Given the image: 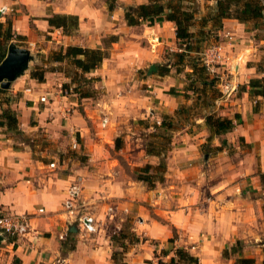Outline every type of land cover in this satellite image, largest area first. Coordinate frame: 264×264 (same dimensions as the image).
<instances>
[{"label": "crops", "instance_id": "crops-1", "mask_svg": "<svg viewBox=\"0 0 264 264\" xmlns=\"http://www.w3.org/2000/svg\"><path fill=\"white\" fill-rule=\"evenodd\" d=\"M128 1L126 4L137 5L146 0ZM60 4L46 0H0V6L7 5L11 11L25 10L22 14L12 17L11 26L18 34L32 33L28 22L30 18H33L32 21L38 33H49L53 35V38L58 34V37L62 38L61 42L58 39L56 43L59 41L65 46L72 44L103 49L105 48L102 42L104 37H116L107 47L108 57L102 60L99 67L84 73L87 78L92 76L100 78L98 82L108 98L106 105L107 112L110 113V121L117 124L115 132L109 134L110 140L115 133L124 131L121 122L145 119L152 124L154 123L152 119L156 114H170L177 108L183 97L167 93L165 90L177 85L179 87L178 73L171 69L165 74L158 72L153 75L137 74L150 66L149 63L146 64L145 59H150L152 56L148 44L152 33L156 35L157 52L167 45L173 48L172 45L176 41L173 22L163 21L152 26L146 23L128 26L124 20V13L120 9H109L105 5L102 8L92 7L90 0H85L82 4H77V2L68 4L69 8L62 7ZM53 13L77 15V34L75 36L64 35L60 32L61 29L57 30L49 26L45 18ZM109 13L112 14L111 17ZM245 24L246 22H239L234 18L222 20L219 33L223 37L235 36L232 37L234 42L228 59L231 56L234 57L237 50L256 48L253 42L254 37L251 36L252 33L249 30L245 29ZM239 54L236 56L238 57ZM251 55L257 57V54ZM251 55L247 60L245 58L243 60L242 56L235 58L236 61L238 59L243 61L234 64L236 70L234 76L231 71H228L229 80L220 84L223 95L215 100L216 108L221 114L232 117L238 113L240 121L232 131L225 133L226 136L223 138L224 143L227 141L235 148L233 154L237 155V159H225V149L218 153L221 159L224 157L225 162L219 165L217 174L219 177L213 183H207L210 189L208 195L197 200L181 193L175 196V189H170L178 187L175 183L168 184L172 182L170 177L173 173H184V165H181V161L195 157L197 153L196 151L193 154L190 153L193 146L191 143L185 144L187 141H183L182 134L179 135V140H182L183 144L175 148L178 155L176 160L174 161L171 157L166 160L167 170H172L173 173H168L165 182H161L168 184L167 186L163 187L159 184L163 194L161 192L157 195L156 189H147L142 181L126 174L123 175L119 166H115L109 175L102 177L100 182L102 194L93 193L94 199L111 196L123 197L130 201L155 202L157 197L165 199L163 208L159 210L171 216L172 223L186 236L188 239L186 243L190 246L191 252L198 256L200 264H236L233 257L251 258L249 251L252 243L260 239L264 233L263 198L258 195V191L262 189L259 173H264V97L253 96L249 91V80L258 76ZM155 65L157 67V64ZM263 75L264 70L261 71V77ZM67 79L63 77V81L66 82ZM46 82L43 81L41 84H46ZM143 85L149 89H143ZM226 85H229V88L224 92ZM178 91L181 92V90ZM115 94H119L117 98L114 97ZM72 95L76 96V94H70L69 97L61 96L66 100L60 107L62 110L60 114L58 112L53 114L52 109H56V106H51V108L39 106L38 98L29 105H22L19 102L17 110L23 138L28 137L29 133L36 131L39 127L48 131L49 126L65 114V109H71L73 113L63 117L66 122L65 127L71 124L79 126L76 128V132L80 134V138H77V150H81L83 142V147H91L86 144L87 139L83 141L81 138L86 136L85 130L87 129L85 117L75 108L82 104L79 101L81 98H72ZM253 97L259 103L257 111L253 110ZM82 100L88 99L82 98ZM83 104H87L84 111L86 116L87 114L89 116L93 110L88 103L83 102ZM47 109H50L55 116L51 122L46 119L49 114ZM31 117L34 121L32 125L29 124ZM126 136L130 138L129 133ZM241 138L247 147L245 149H243L244 146H240ZM50 139L54 140V138ZM25 140H15V137L10 135L4 126H0V202L7 210L28 213L30 222V231L26 235L10 236L0 241V264H110L113 245L108 234L104 235L101 231L94 234H83L67 230L70 221L62 207L65 191L75 175L82 173L85 167L76 169L70 164L69 169L67 166L58 171L55 170L56 168H50L48 163L40 159L37 151L33 150ZM130 149L127 150V155L130 157L144 153L145 161L149 159V163L157 159L154 155H147L142 148L136 153ZM137 163L141 164V162ZM252 190L257 191L253 193V196L251 195ZM194 195H196L195 192ZM173 196L176 198H173L174 200H179L174 205V209L171 208ZM39 208H43V211L39 212ZM92 215L97 217L94 213ZM142 224L148 226L145 233L157 244L150 246V250L134 254L132 264H145V260L151 259L156 247L158 250L163 249L164 238L167 240L170 238V231L154 219H149L147 223L144 221ZM237 241L242 246L240 252L243 254L236 253L237 256L231 258L223 257L222 251L233 246ZM127 258L124 257V260L131 264Z\"/></svg>", "mask_w": 264, "mask_h": 264}, {"label": "rangeland", "instance_id": "rangeland-1", "mask_svg": "<svg viewBox=\"0 0 264 264\" xmlns=\"http://www.w3.org/2000/svg\"><path fill=\"white\" fill-rule=\"evenodd\" d=\"M46 1L50 3H52V1H55L56 4L61 3L60 5H62V7L69 8L68 4L75 2H77V4H82V2H84L85 0ZM90 1L92 7L102 8L103 5H105L106 7L112 6V8H114L115 10H122L123 13L126 6L136 5L134 3L126 4V1L128 0ZM133 1L134 0H130L128 2ZM60 5L57 6L59 7ZM214 8V0H198L195 4L196 23L192 26L191 29L197 33L201 28V20L210 19L215 13ZM24 11L25 10L22 9L19 12H14L11 11L10 8L8 14H1L0 23L5 25L6 20H10L12 24L13 15L22 14V12ZM111 16L112 14L109 13V17ZM32 19L33 18H30L28 22V27L29 29H31L32 33H29L28 35L18 34L16 33V31H13V28L11 26L13 38L7 42V48L10 44H15L17 46L21 45L20 47L28 48L31 55L28 66L24 70V72L10 83V87L6 89L5 92L0 93V98L4 100L3 107L10 106V108L14 110L17 119L19 118V113L17 110V104L19 102H21L22 105H29L34 101H37V98L39 96L46 95L47 102H37L39 106H41L42 108L46 106L50 108L51 106H56V109H52L53 114H56L57 112L60 114L62 112L60 107L63 106V102L64 100H66L61 96L76 94V96L72 95L71 97L80 98L79 94L73 89L75 84L71 83V77H73L76 68L71 64L69 59H65L63 61L53 60V52L59 50H62V52H64L67 47L64 44L60 43L62 37H58L57 34L56 37L53 38V35L49 33H38L35 30V23L32 21ZM214 23L215 22L211 19L206 22L207 26L204 28V31H202V33H204V36L203 34L201 35V38H206L204 41H201L197 44L195 42V38L191 40L192 51L188 53L187 51L185 52V56L183 57L182 62H180L177 56H175V53L180 52L177 47L176 41L173 43L172 49L169 45H167L163 47L159 52H157L158 44L156 43V35H154L153 33L150 35L148 44L150 46L152 56L150 59H145L146 64L155 63L161 66V68L163 69L165 68L168 71L172 69L175 73H178L180 85L179 87L177 85L171 88L174 90L175 95H181L183 97L181 103H178L177 108H175L172 113L156 114L152 119L154 122L152 124H156L158 121L160 123L162 117L165 115L175 116V130H171L168 132L158 130V132L162 135V139H156L154 138V136H152V133L156 131L151 126L152 124L148 123L149 120L137 119L125 123L121 122V124H123L124 131L115 133V136L112 138V140H110L109 134L110 132H115L117 124H114L110 121V113L107 112L108 107L106 105L108 104V98L103 87L98 82L100 78L96 76L87 78L84 74L82 75V78H79L77 76L76 85H78V88L82 93L89 94L90 96L82 97L87 98L88 100H82L81 98L79 101L82 102V104L78 105L75 108L78 109L79 113H81L82 116H84L86 119V136L81 138H83V141L87 139L86 144L91 145V147H83L84 142L83 144L81 143V150H77V148L73 149L71 147L73 140L78 142L77 138H80L79 132H76V128H79L78 125L71 124L65 127L66 122L64 117H66V115L69 116L73 113L71 109H65V114H62L64 117L61 115V119H59L55 123L52 122L53 124L49 126L48 131L43 127H39L36 131L29 133L28 137L24 136L23 138V135L19 133L17 134L15 133V131L7 130V132L10 135H13V137H15V140L17 141L25 140L26 138L25 141L28 142L33 150L37 151L40 159H44V161L48 164L50 161L55 162L56 167L54 168H56L55 170L57 171L62 170L61 168L66 166L69 169L70 164L76 169L82 166L85 167V170L82 173L75 175L81 177L82 183V189L77 200L79 214L89 213L90 215H92V213H94L97 216L96 218L94 217L97 221V229L94 233L101 231L104 235L108 234L111 244L113 245V250H120V244L122 243L126 250V254H124V257H128V262L131 264L134 261L133 259L135 258L134 254L143 253L145 252V250H150V246L152 247L153 245L157 244V242L152 237L145 233V230H147L148 226L146 224H142L144 221L146 223L149 222V219H154L160 224H163L170 231V238L173 235L175 236L174 244L176 246H184L189 250L190 246L186 243L188 240L186 236L181 231H178L177 227H175V225L172 223L171 216L159 210V208H163V203L166 202L165 199L157 197V201L155 202L130 201L123 197L115 198L113 196L109 198L98 197L99 199H94L95 197L93 193L99 192L102 194L103 192L101 190L100 184L102 177L109 175V173L115 166H119L121 168L123 175L126 174L132 178H135L137 175L135 168L149 163V159L145 161V156H143L144 153L140 154L139 156L136 154L135 157H130L127 155V150L133 148L130 150L136 153L139 149L142 148L146 152V148L149 147L151 143L160 142L164 145L163 151L165 153V162L169 157L173 158V160L175 161L176 157L178 156L175 148L181 147L183 144L182 140H179V135L182 134L184 136L183 141H187L185 142V144L191 143L193 146L190 153L193 154V152L196 151V156L181 161V165H184L183 174H179L178 172L173 173L172 170H167L166 165L163 183L165 182L168 173H173V175L170 177V180L172 182L168 184L175 183V185H178V187L170 188L171 190L172 188L175 189V196H179L181 193L183 195L196 198L197 200H200V198H204V196L208 195V192H210V189H208L207 187V183H213L219 177V175H217L218 169L220 167L219 165L221 163L223 164L226 158H231L232 160L237 159V155L233 154L235 148L232 145L228 144L227 141L226 143H224L223 141V138H225L226 134L218 136L211 134L210 130L205 125V116L208 113H215L220 116H225L221 114L218 108H216L217 104L215 102V96L221 97L223 95L220 90V84L229 80L228 71L232 72V76L236 74L234 66L236 62H242L244 58L247 60L249 55L257 54V57L251 55V57L254 59L252 63L253 65H256L255 68L258 71V76H255L254 78L261 77V71L264 70V18L249 21L245 24V29L249 30L252 33L251 36L254 37L253 42L255 43L254 45L256 48L237 50V52L234 54L235 56H231V58L229 59L228 55L231 53V47H233L232 44L234 42L233 38L235 36L228 35L223 37V35L219 33V29L214 28ZM57 30H60V28H57ZM60 32L64 34L62 30H60ZM76 34L77 33L75 30L71 34L64 35L75 36ZM58 39L60 40V42L57 41L56 43V40ZM49 40L51 42H49ZM102 42L105 48H107L108 46H110L109 44H111L109 36L104 37ZM213 44H218L221 47L220 49L222 50V53H224L227 57L226 61L224 63L217 64L214 67V71H209L206 67V70H204L201 66L203 64L201 61L203 51L206 47ZM238 53L240 54L237 57L236 54ZM241 56L243 60H235V58H239ZM193 64H195L194 67L192 66ZM148 68L149 67L147 66L145 69L137 72V74H149L147 73ZM40 72H43L44 83L48 79V82H46V84H41L43 82H39L35 77H33V74ZM155 72L157 71H153L149 75H153ZM63 77H67L68 81H63ZM28 88H30V91H26V89ZM142 88L149 89L148 87H146V85H143ZM171 88H167L165 91L168 93ZM178 90H181V92ZM202 90H204V92H202ZM219 94L221 95L219 96ZM118 95L119 94H115L114 97L117 98ZM252 101L253 110L255 108L259 109L258 101H256L254 97ZM83 102L88 103V106L91 107V110H93L91 111V114L89 116L88 114L86 116V112L84 111V108L87 104H83ZM115 109L117 110L116 107ZM47 111L49 112V114L46 119L48 122H51L52 119L55 118V116L51 113L50 109H47ZM104 116H107L109 118V124L106 127H102L99 124L101 118ZM139 120H142L143 123H139ZM33 123L34 121L31 117L29 124L32 125ZM18 126L20 129L21 127L19 125V119ZM127 133L130 134V138L126 136ZM50 138H54V140H51ZM116 138H119V147L116 146ZM240 141V146H244L243 149L247 148L242 138ZM20 146L22 147L23 145ZM223 149H225L226 151V156L228 155V157L225 156V159L224 157L221 159V157L218 156V153ZM83 150L85 151L83 152ZM41 155H43V157H40ZM156 157L157 159H153L154 163L152 162L149 164L156 166L160 161V158L158 156ZM135 162L136 164H134ZM137 162H141V164ZM163 183L156 182L153 188H149L146 183L144 184L146 185L147 189H156L157 195H160L161 192L163 194V191H161V187H159V184H162L163 187L168 185L166 183ZM261 183L262 189L258 191V195L263 198L262 201L264 208V183ZM194 192L196 193V195H194ZM254 192L257 191L252 190V196ZM173 198H176L174 196L172 197L171 208L174 209V205L178 203L179 200L177 201ZM197 203H200V201H197ZM70 225L75 226L76 232L78 231L83 234H87L77 225V223H70ZM119 232H125L127 235L126 239H121L118 242H113L111 240V236L113 234H118ZM135 237H138L141 242L138 241L137 243L135 241ZM164 239L165 240L163 242L162 248L170 247L171 244L168 243L167 238ZM239 247H242L241 244ZM263 247L264 233L262 234L260 239H256V241L252 243V247L249 251V255L254 259V263L256 264H264V253L262 251ZM225 249H228V251L224 253L225 256H223L224 250L222 251L223 257L231 258L233 256H237L236 253L233 254V252L229 250L230 247ZM160 251L161 250H158L157 247L156 250L153 251L150 259L151 264H156L154 252L160 253ZM240 254L242 255L243 252H240ZM237 257H233L234 261ZM144 263L149 264L146 262ZM110 264H113V261H111Z\"/></svg>", "mask_w": 264, "mask_h": 264}, {"label": "trees", "instance_id": "trees-1", "mask_svg": "<svg viewBox=\"0 0 264 264\" xmlns=\"http://www.w3.org/2000/svg\"><path fill=\"white\" fill-rule=\"evenodd\" d=\"M198 0H146L143 3L135 6L129 5L124 8V20L128 26H138L141 23H146L148 26H152L155 23H161L163 21H171L174 23L175 37L177 47L180 50L179 53H175V56L182 62L185 52L192 51L191 40L195 38V42L198 44L204 41L206 38H201L202 31L207 26L208 20H213L214 28L221 29L222 20L224 18H234L239 22L254 21L259 18H264L262 12V0H214L215 2V13L210 19L201 20V28L196 33L192 30V26L196 23L195 20V4ZM112 9V6H109ZM49 26L54 28H60L64 34H71L78 27V17L73 14H52L45 18ZM203 29V30H202ZM21 37V36H19ZM13 38L11 30L10 20H6V24L0 23V63L4 59L7 53V42ZM110 42L116 39L115 36H109ZM54 61H63L69 59L71 64L76 68L73 77H71V83L74 85V91L79 94V97H89V94L82 93L76 85L77 76L82 78L84 73H88L100 66L102 60L109 55L107 48H89L82 47L79 45H69L66 47L64 52L62 50L55 51L52 53ZM201 59V57H200ZM202 61V60H201ZM195 64L192 66L194 67ZM204 70L205 66L201 65ZM157 72L165 74L168 72L167 69L161 68L157 65ZM39 82L44 81L43 72L33 74ZM98 79V78H95ZM250 94L253 96L264 97V75L259 78H251L249 80ZM6 89L0 88V93L5 92ZM204 92V90H202ZM174 94V90L171 88L168 92ZM221 94H219L220 96ZM215 96V100L218 99ZM4 100L0 98V126H4L6 130L15 131L22 135V131L18 126V119L14 110L10 106L3 107ZM255 111L258 109L255 108ZM240 121V115L235 113L232 117L220 116L215 113H208L205 116V125L213 135H222L232 131L236 124ZM139 123H143L139 120ZM156 123V122H155ZM156 132L152 133V136L156 139H162V135L158 130L168 132L176 129L175 116L165 115L162 117L159 124L151 125ZM169 140V138H168ZM167 140V141H168ZM119 138L115 139L116 146L119 147ZM164 145L160 142L151 143L146 148V153L149 155H155L160 158L159 163L153 166L149 163L135 168L137 173L135 179L142 181L147 184L149 188H153L156 182L164 181V172L166 170L165 153L163 151ZM261 182L264 183V173H259ZM264 209V208H263ZM127 235L125 232H119L113 234L111 240L118 242L121 239H126ZM135 241L138 242L139 238L135 237ZM175 236L173 235L168 239V243L171 244L168 248L161 249L160 253L154 252V258H156V264H200L198 256L190 252L187 247L176 246L174 244ZM240 242L237 241L233 246L230 247V251L234 253H240L241 248ZM120 250H113L111 258L113 264H128L124 260L125 247L121 243ZM228 249H224L226 253ZM264 253V247L262 248ZM146 263L151 264V260H145ZM254 262L253 258L237 257L235 260L236 264H251Z\"/></svg>", "mask_w": 264, "mask_h": 264}, {"label": "built area", "instance_id": "built-area-1", "mask_svg": "<svg viewBox=\"0 0 264 264\" xmlns=\"http://www.w3.org/2000/svg\"><path fill=\"white\" fill-rule=\"evenodd\" d=\"M7 5L0 6L1 14L9 12ZM262 12L264 16V0H262ZM221 47L218 44H213L206 47L202 55V63L209 70L214 71V67L217 64L224 63L226 56L222 53ZM229 85H226L224 92L227 91ZM30 91V88L26 89ZM38 101L46 102L47 97L41 95L38 97ZM157 122V121H156ZM159 123V121L157 122ZM109 124V118L104 116L100 120V125L106 127ZM71 147L76 149L78 142L73 140ZM49 167L54 168L56 164L54 161L49 162ZM82 189L81 177L75 176L74 180L69 184L65 191V196L62 202V207L67 214L70 223H77V225L87 234L94 233L97 229V221L89 213L79 214L78 207V196ZM39 212L43 211V208L38 209ZM70 226V224H69ZM68 229V228H67ZM30 231L29 214L25 212H14L5 209L0 202V236L6 237H20L26 235ZM62 238V236H60Z\"/></svg>", "mask_w": 264, "mask_h": 264}, {"label": "water", "instance_id": "water-1", "mask_svg": "<svg viewBox=\"0 0 264 264\" xmlns=\"http://www.w3.org/2000/svg\"><path fill=\"white\" fill-rule=\"evenodd\" d=\"M30 58L31 55L28 48L10 44L7 48V53L4 59L0 63V88L8 89L10 83L21 75L27 68ZM155 70L156 65L152 63L150 64L147 72L150 74ZM75 229L74 225H70L68 228L69 231H75ZM2 239L3 237L0 236V241Z\"/></svg>", "mask_w": 264, "mask_h": 264}]
</instances>
